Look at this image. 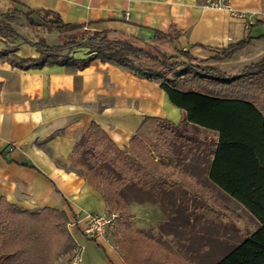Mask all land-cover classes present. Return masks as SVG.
Here are the masks:
<instances>
[{
    "label": "crops",
    "instance_id": "1",
    "mask_svg": "<svg viewBox=\"0 0 264 264\" xmlns=\"http://www.w3.org/2000/svg\"><path fill=\"white\" fill-rule=\"evenodd\" d=\"M229 2L250 17L248 26L243 17L208 7L205 0H0V13L52 10L64 22L101 30L111 39L136 46H170L196 60L209 59L249 38L222 67L234 74L264 56V0ZM157 32L167 35L158 37ZM16 47L22 57L37 55L26 42ZM80 49L72 54L86 56V49L79 53ZM146 116L177 124L182 111L157 81L122 65L93 58L82 69L53 63L24 70L0 60V198L21 209L63 211L66 223H72L67 230L80 249L78 264L219 262L254 233L260 222L239 197L210 178L212 154L199 149H194L193 155L186 152L185 159L173 164L169 156L161 161L166 171L177 167L178 178L187 181L184 187L147 191L133 183L124 184L117 193L125 206L127 226L118 235L111 230L99 239L83 234L84 215L106 212L108 206L81 167L73 164L70 155L75 143L94 122L118 148L125 149ZM185 125L201 130V134L217 133L198 124ZM191 184L206 190L191 191ZM215 198L227 207H216ZM202 203L210 206L214 219L201 212ZM118 237L122 239L116 244ZM129 241L130 248L126 246ZM241 254L224 264H249L246 253ZM73 255L74 250L53 264H73Z\"/></svg>",
    "mask_w": 264,
    "mask_h": 264
},
{
    "label": "trees",
    "instance_id": "2",
    "mask_svg": "<svg viewBox=\"0 0 264 264\" xmlns=\"http://www.w3.org/2000/svg\"><path fill=\"white\" fill-rule=\"evenodd\" d=\"M21 16L33 32H56L58 36L71 32L60 43H50L43 35L29 38L11 24ZM84 25L64 22L59 13L47 9H11L0 13V60L12 68L40 69L57 63L86 67L93 58L119 64L134 74L155 80L170 101L182 111V120L146 116L125 149L118 148L94 122L75 143L71 160L84 170V176L102 193L107 211L119 209L118 223L128 224L127 213L117 190L133 183L147 191L157 188H182L187 181L178 178L174 170H164L152 154L172 156V146L181 144L212 154L210 178L224 190L240 198L255 214L260 227L228 256L214 264H224L235 255L246 253L249 264H264V56L244 65L235 74H228L211 65H186L188 69L173 77L160 76L135 60H158L150 52L128 41L111 39L101 30L78 33ZM87 34V36H84ZM158 37L167 34L156 33ZM244 38L235 45L221 49V55L210 58L223 60L249 43ZM19 42H26L37 51L36 56L22 57L16 53ZM86 48L87 55L75 57L72 52ZM179 53L185 54L182 51ZM164 70L175 71L177 63L159 61ZM184 64V63H183ZM216 130L209 138L190 135L183 124ZM151 153V155H150ZM86 159V160H85ZM107 162L120 177L110 176L86 161ZM87 170L85 171V168ZM169 178H166V177ZM201 212L214 219L210 206L202 203ZM67 217L61 210L41 207L21 209L0 198V264H52L63 252H72L76 243L65 226Z\"/></svg>",
    "mask_w": 264,
    "mask_h": 264
},
{
    "label": "rangeland",
    "instance_id": "3",
    "mask_svg": "<svg viewBox=\"0 0 264 264\" xmlns=\"http://www.w3.org/2000/svg\"><path fill=\"white\" fill-rule=\"evenodd\" d=\"M11 24L13 26H15V28L20 33H22L23 35H26L27 37H30V38H34L35 35L38 36V35H41V34H44L45 33V32H41V31H35V32L31 31L26 26V24L24 22V19L21 16H18L14 20H12ZM92 30L93 29H88L86 27H82V28H79V30H77V31H78V33H81L82 32V33H88L89 34V33L92 32ZM69 33H71V32H66V33L63 34V36L62 35L58 36V34L56 32H52V34L49 33L48 35H46V40L48 42H50V43L57 44V43H60L62 41V39L65 38L66 35H68ZM84 36H87V34H84ZM139 47H142L144 50L150 52L154 57L158 58V60H153V59H150V58H142L140 60H135V64L137 65L136 67H139L141 65H144V67H150L149 69L152 70L154 73L158 74L159 77L162 76V75L163 76H167V77H173L175 74L182 72L187 67L186 65H189V64L190 65L200 64V65H207V66L208 65H211V66H215V67L219 68L221 71L227 72V70H223L222 67L225 66V65H227L226 64L227 63L226 60L228 58L227 59H223V60H214L213 58H209V59H205V60H196V59H194L191 56H187V55L182 54V53H179V52L176 53L170 46L150 45V46H139ZM85 49L86 48L80 49V51H78V52L79 53H83V51ZM86 51H87V49H86ZM85 54H87V52H85ZM216 55H221V50ZM159 61H164L166 63H177L175 65V68H176L175 71L164 70L160 66V62ZM248 63H246V64H248ZM246 64H244V65H246ZM124 67L127 68L126 66H124ZM186 69H188V67ZM183 126H184V129L188 132V134H190L192 136L193 135H196L198 133V129L197 128H192L189 125H183ZM200 136H202L204 138L211 137L209 133L208 134L207 133L206 134L203 133V134H200ZM193 150H194L193 148L186 147V146H183L181 144H174L172 146V152H174V153H173L172 156H169L168 157V160L169 161H172V164H173L175 160L185 159L186 152L187 153L189 152L190 155H193L194 154L193 153L194 152ZM150 155H151V153H150ZM200 155L201 156L203 155L204 157L207 158V155L204 154V153H200ZM152 156H153V159L154 160H156V161L161 160L162 161L164 155H160V154L156 153V154H152ZM86 164L87 165H94L98 169H102L103 171L107 172L110 176H114L115 171L113 170V167H111L107 162H102L101 163V162H97V161L95 162V161L88 160V161H86ZM86 170H87V167L85 168V171ZM177 171L178 170H177V167H176L174 169L173 173L178 174ZM191 185L192 186L187 185V186H190L191 187L190 188L191 191L196 189L199 192H205V190H206V188H204L202 186H198V185H195V184H191ZM182 191H186V190H183L182 189ZM212 200H213L212 201L213 204L216 205V207L218 206V207L222 208V207H227V205H228L227 203L224 204L223 201H221V200H219L217 198L212 199ZM116 210L120 211L119 209H115L113 211H116ZM122 222H123V220L120 221L119 223L117 222V225L114 226V227L109 228L108 232H110L112 230L113 233H116L118 235V233L121 232L122 228L125 227V226H127L126 224H124ZM65 226H68V223H66ZM120 236H123V235H120ZM119 237L116 240V244L118 243V241H120L122 239V238L119 239ZM127 244H126V246L128 248H130V244H131L130 241L127 242ZM69 253L70 252H63V253L59 254L57 257H55V258L52 259V264L60 256H63L65 254H69Z\"/></svg>",
    "mask_w": 264,
    "mask_h": 264
},
{
    "label": "built area",
    "instance_id": "4",
    "mask_svg": "<svg viewBox=\"0 0 264 264\" xmlns=\"http://www.w3.org/2000/svg\"><path fill=\"white\" fill-rule=\"evenodd\" d=\"M205 5L211 8L225 9L232 16L243 17L246 20V26H248L252 20L250 17L245 16L244 11L233 7L229 0H205ZM11 148V147H10ZM121 216L120 211H106L103 213L89 212L84 215L86 219V225L83 228V234L90 239L104 238L109 228L117 225V222ZM72 223L68 222V226ZM81 259L80 249L76 247L74 249L73 264H78Z\"/></svg>",
    "mask_w": 264,
    "mask_h": 264
}]
</instances>
